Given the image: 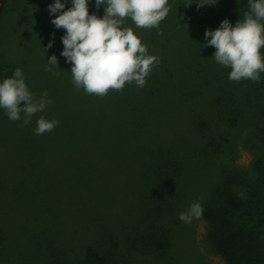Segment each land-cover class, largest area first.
<instances>
[{"label": "trees", "instance_id": "trees-1", "mask_svg": "<svg viewBox=\"0 0 264 264\" xmlns=\"http://www.w3.org/2000/svg\"><path fill=\"white\" fill-rule=\"evenodd\" d=\"M54 2L0 0V30L10 24L31 50L61 41L66 30L42 22L56 18ZM197 2L169 0L159 29L125 26L160 61L143 88L77 90L61 41L58 68L45 70L50 55L28 84L52 103L28 125L0 108V264H213L208 255L264 264V73L260 83L230 82L231 69L204 47L205 31L225 19L235 26L249 0ZM10 66L0 63V83ZM41 116L60 123L36 135ZM193 202L202 217L180 221Z\"/></svg>", "mask_w": 264, "mask_h": 264}, {"label": "clouds", "instance_id": "clouds-1", "mask_svg": "<svg viewBox=\"0 0 264 264\" xmlns=\"http://www.w3.org/2000/svg\"><path fill=\"white\" fill-rule=\"evenodd\" d=\"M193 2V0H192ZM216 3V0H198L197 8ZM67 0L49 5L50 15L56 18L51 23L57 29L66 30L61 37L64 45L61 56L72 65L73 84L77 90L83 88L89 95L104 97L109 90L122 91L126 83H135L143 88L146 77L151 74L159 58L148 54L131 27H123L125 18H130L137 28L159 29L170 12L169 0H95L97 9L104 6L103 18L89 14V0H71V7L65 10ZM192 3L188 4L190 6ZM249 11L244 19L233 26L229 20L221 22L216 30H206L204 47H214V60L224 67H229L230 82L251 80L260 83V73H264V0H249ZM163 35V31H157ZM54 37V34H53ZM211 37V39H209ZM53 46L50 42L44 53ZM58 68V59L52 55L45 70L52 72ZM59 75V73H55ZM20 68H16L11 78L0 83V108L6 110L11 121L21 119L28 125L34 114L45 110L52 101L44 92L36 100L25 82ZM24 106L21 107V103ZM56 119L47 120L41 116L36 121V135L51 133L59 125ZM203 207L193 202L189 208L178 215V219L190 224L193 219H200Z\"/></svg>", "mask_w": 264, "mask_h": 264}, {"label": "rangeland", "instance_id": "rangeland-1", "mask_svg": "<svg viewBox=\"0 0 264 264\" xmlns=\"http://www.w3.org/2000/svg\"><path fill=\"white\" fill-rule=\"evenodd\" d=\"M89 7V14H96L98 18H103L104 16V6L101 5L99 9H97L96 5H90ZM41 7L38 6L37 10H40ZM52 17L46 16L43 17L42 22L46 25L51 24ZM128 24H134L133 21L127 20L125 18L123 27H125ZM0 34L3 35L1 38V44H0V63L4 64L5 66H10L12 73L14 74L16 68H20L22 70L23 75L25 76V82L28 86L29 83L33 81L35 76L37 75V69H39V66L44 65L45 59L47 57H50V55L57 56L59 49L61 48L62 44L60 41V38H55L52 40H43L41 45L39 46V43L37 44L35 49H30L31 45L30 42L31 39L28 36L23 35L18 30H16L14 27H12L10 24L4 25V27L0 30ZM16 40L20 41L18 43ZM50 42H53V46L47 50V52L44 53L43 48H47L48 44ZM11 43V46H10ZM19 46L23 50H20L17 48ZM16 59H22L24 61H27L26 64L22 65L18 62L14 63ZM30 90V89H29ZM250 155L242 151L240 156V163L247 164L250 161ZM197 231L199 237H202V234L205 231V223L202 220L197 221ZM209 260L213 264H224L223 260L215 255H208Z\"/></svg>", "mask_w": 264, "mask_h": 264}]
</instances>
